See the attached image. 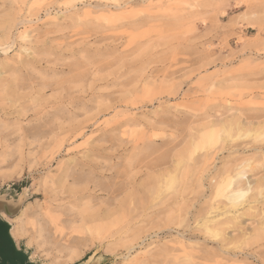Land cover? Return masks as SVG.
<instances>
[{"label":"rangeland","instance_id":"374dc122","mask_svg":"<svg viewBox=\"0 0 264 264\" xmlns=\"http://www.w3.org/2000/svg\"><path fill=\"white\" fill-rule=\"evenodd\" d=\"M0 196L38 264H264V0H0Z\"/></svg>","mask_w":264,"mask_h":264},{"label":"bare ground","instance_id":"6f19581e","mask_svg":"<svg viewBox=\"0 0 264 264\" xmlns=\"http://www.w3.org/2000/svg\"><path fill=\"white\" fill-rule=\"evenodd\" d=\"M27 69V68H26ZM21 71V69H19ZM18 79V78H17ZM69 80V79H68ZM21 81V80H19ZM66 82V81H65ZM20 84V83H18ZM14 85V84H13ZM12 86V85H11ZM15 89V87H13ZM18 88V87H17ZM20 88V87H19ZM18 88V89H19ZM42 88V87H41ZM43 90V89H42ZM2 94V93H1ZM90 97V96H89ZM85 98V97H84ZM103 101V100H102ZM105 102V101H104ZM107 102V101H106ZM5 103V101L3 102V104ZM7 103V102H6ZM5 103V104H6ZM9 103V102H8ZM69 105V104H67ZM100 106V104H97ZM56 109V108H55ZM82 109V113L79 112V111H72L70 109L67 110V115L68 116H62V117H58L60 119H62V121H66V120H69L71 125H68L66 127H64L62 125V122H59L58 123V120L56 119L52 125L54 126H50L49 129L46 130V132L44 133H41V135L45 134V133H51V131L53 130H58L61 132V137L62 138L61 140L62 141H66V140H75L79 137H84L86 135V129L93 126V122L96 121V117L95 116H90V115H87V113L92 109V106H84V108H81ZM103 109V110H102ZM104 111V108L101 107L100 108V111L98 113H102ZM85 118L83 121L81 122H78V123H74L76 122V118L79 117V116H82V115H85ZM102 115V114H101ZM46 116V115H45ZM35 117V116H34ZM41 120V118H39ZM67 121V122H69ZM99 124V123H98ZM96 125V124H95ZM59 134L56 133V137H59L58 136ZM108 138V137H107ZM42 141V140H41ZM91 162L90 161H84V162H81L80 166L83 168V169H92L93 165L90 164ZM70 164V163H69ZM109 167V166H108ZM109 171V170H108ZM160 172V171H159ZM238 172V171H237ZM162 173V172H160ZM243 173V172H242ZM239 174V173H238ZM62 176V173L60 174ZM114 175V174H113ZM236 176L238 177V175L236 174ZM111 177V176H110ZM108 177V178H110ZM111 179V178H110ZM228 180L225 182L226 183V187L230 185V182H228ZM246 183V182H245ZM94 184V183H93ZM236 184V183H235ZM247 186V185H246ZM94 188V187H93ZM49 189V188H48ZM111 190V189H110ZM86 191V190H85ZM122 191V189H121ZM84 192V191H83ZM115 192L117 191H113L109 194V196H113V198L115 197ZM120 192V191H119ZM247 192L246 189H242V188H239L235 194L233 196H230L229 199H231V203L233 206H235V201L240 199L242 197L243 194H245ZM118 193V192H117ZM116 193V194H117ZM81 194V193H80ZM76 196L75 193H74V197H75V200H80L81 198H83L84 196ZM84 194V193H83ZM92 194V193H90ZM92 196V195H91ZM87 197V196H86ZM93 197V196H92ZM110 197V198H111ZM107 198V197H106ZM96 199V198H95ZM109 201V200H108ZM112 201V198L111 200ZM113 204V202H108L107 204ZM187 204V203H186ZM240 205V204H239ZM117 206V214H119L121 212V210L123 209V205L122 203H119ZM160 206V205H159ZM163 208V207H162ZM232 208V207H231ZM236 208V207H235ZM46 209V212L48 213V210H47V207H45ZM155 210V209H154ZM21 211V204H13V203H10L9 201H6L3 197L0 196V218H2L3 220L5 221H12L13 218ZM184 211V210H183ZM80 215L81 217V220H91L94 216V214L91 213L90 211V201L87 203L86 207L83 208L80 213L78 214ZM73 220L76 219V215L72 218ZM234 219V218H233ZM234 221V220H233ZM156 223V222H155ZM134 227V226H133ZM215 227V226H214ZM20 228V229H19ZM151 228V227H150ZM164 228V227H163ZM140 230V229H139ZM19 232V233H18ZM22 233V227L21 226H18V225H13L11 227V230H10V234H11V237L15 240H18V234L20 235ZM262 236V235H260ZM263 241V240H262ZM124 243V242H123ZM249 243V242H248ZM122 246V245H121ZM103 263V260L102 259H96V260H91V264H102Z\"/></svg>","mask_w":264,"mask_h":264},{"label":"trees","instance_id":"16d2710c","mask_svg":"<svg viewBox=\"0 0 264 264\" xmlns=\"http://www.w3.org/2000/svg\"><path fill=\"white\" fill-rule=\"evenodd\" d=\"M8 228L7 224L0 221V264H21V255L7 234Z\"/></svg>","mask_w":264,"mask_h":264},{"label":"crops","instance_id":"0c3cea01","mask_svg":"<svg viewBox=\"0 0 264 264\" xmlns=\"http://www.w3.org/2000/svg\"><path fill=\"white\" fill-rule=\"evenodd\" d=\"M0 221L4 222V223L7 224V226L9 227L8 230H7V234H8V236L10 237V239L12 240V243H13V246H14L15 250H16L17 252H19L20 255H21V256H20V258L22 259L21 264H38L35 260H33V259L31 258V255H30V253L28 252V250L25 249V248H23V247H21L20 245H18V244L15 242V240L11 237V234H10V230H11V229H10V224H9V222L3 220L2 218H0Z\"/></svg>","mask_w":264,"mask_h":264}]
</instances>
